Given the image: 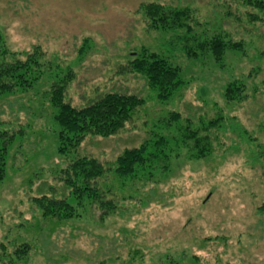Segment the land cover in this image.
<instances>
[{"label":"rangeland","instance_id":"obj_1","mask_svg":"<svg viewBox=\"0 0 264 264\" xmlns=\"http://www.w3.org/2000/svg\"><path fill=\"white\" fill-rule=\"evenodd\" d=\"M244 2L0 0L5 49L17 59L33 48L43 54L30 88L0 96V130L15 133L0 182V264H264V14ZM151 3L190 9L186 24L197 39L222 34L243 51H226L221 63L208 52L188 58L176 33L149 29L141 7ZM253 14L260 20L251 21ZM140 48L179 68L183 84L169 101L158 102L141 76L127 72ZM68 74L65 101L73 108L111 92L146 103L117 135L88 136L60 155L50 92ZM233 81L245 85L246 101H224ZM171 112L193 129L223 119L207 133L204 159L178 140L169 145L166 172L151 162L132 177L109 172L95 182L112 211L72 197L61 180L74 160L86 156L113 169L124 150L155 134L176 136L183 123L167 127ZM43 196L65 199L74 217H43L34 201Z\"/></svg>","mask_w":264,"mask_h":264},{"label":"trees","instance_id":"obj_2","mask_svg":"<svg viewBox=\"0 0 264 264\" xmlns=\"http://www.w3.org/2000/svg\"><path fill=\"white\" fill-rule=\"evenodd\" d=\"M244 3L255 13L264 14V0H245ZM141 11L148 22L149 29L171 30L173 34L176 33L174 40L185 43L183 52L188 58L194 59L198 56L197 52H208L217 63H221L226 51H243L242 42L226 40L222 34L197 39L192 27L186 24L191 14L190 9L186 7L175 9L151 3L142 6ZM249 17L251 21L260 20L256 14ZM191 39L197 40L190 45ZM16 55L5 49L0 38V96L16 89L30 88L42 74L43 66L40 59L43 54L40 49L33 48L23 55V59H17ZM133 55L127 64L129 68L127 72L141 76L158 102L169 101L183 84L179 77V68L145 48H140ZM71 77L72 75L68 74L60 82L53 84L50 92V103L56 110L54 121L60 128L57 152L63 156L76 151L88 136L107 138L125 130L128 123L146 103L137 95L111 92L84 108H73L65 101L66 85ZM246 92L243 83L233 81L226 84L223 99L226 103L239 104L246 101ZM222 120L219 117L206 125L201 124L200 129H193L190 120L182 119L180 113L171 112L165 121L167 127L179 121L183 123V126L178 128L176 136L168 138L155 134L137 148L124 150L116 158L113 169L105 168L94 158L86 156L78 158L62 172L61 182L77 201L88 198L98 201L100 207L113 210V203L104 200L99 194L95 186L97 180L109 172L118 179L129 178L151 162H157L159 166L161 163V171L166 172L170 160L169 145L178 140L189 153H194L193 158L204 159L210 152V138L207 133L217 127ZM14 139L15 133L0 130V182L5 177L8 148ZM34 201L43 217L70 219L75 215L74 207L65 199L57 200L43 196ZM108 213L109 211L105 212L104 216Z\"/></svg>","mask_w":264,"mask_h":264}]
</instances>
